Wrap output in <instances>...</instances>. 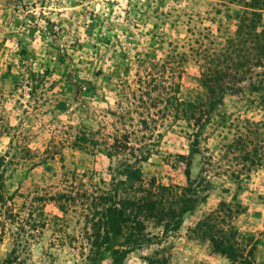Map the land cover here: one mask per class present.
Wrapping results in <instances>:
<instances>
[{
	"label": "rangeland",
	"instance_id": "374dc122",
	"mask_svg": "<svg viewBox=\"0 0 264 264\" xmlns=\"http://www.w3.org/2000/svg\"><path fill=\"white\" fill-rule=\"evenodd\" d=\"M249 2L0 0V154L7 160L0 175L5 195L13 197L11 208L0 201V264H264V89L250 92L247 79L240 93L225 92L197 145L184 120L164 114L173 109L165 98L198 87L206 54L220 57L237 29L236 13ZM151 75L152 84L144 83ZM140 91L151 99L137 109L151 107L160 133L152 137L155 153L141 165L144 179L185 185L188 170L191 179L209 182L199 190L207 196L184 214L178 229L165 235L149 220L151 243L119 263L110 253L91 263L79 209L62 214L53 202L32 203V196L59 183L63 172L108 181L110 160L71 148V127L109 125L116 119L112 112L129 106L128 97ZM132 116L133 123L141 117ZM52 143L57 153L41 162ZM253 149L261 165L247 177L244 158ZM233 171H240L238 178ZM38 204L44 227L29 218ZM221 204L239 210L223 228L227 243L238 242L242 259L191 232ZM11 209L19 218L9 217ZM19 237L27 244L18 246Z\"/></svg>",
	"mask_w": 264,
	"mask_h": 264
},
{
	"label": "trees",
	"instance_id": "16d2710c",
	"mask_svg": "<svg viewBox=\"0 0 264 264\" xmlns=\"http://www.w3.org/2000/svg\"><path fill=\"white\" fill-rule=\"evenodd\" d=\"M246 4L245 9L236 13L237 29L227 37L229 44L218 50L220 57L206 54V63L196 77L198 87L189 88L187 93H183L180 87L176 95L165 98L173 109L165 110L164 114L170 115L172 112V116L184 120L192 130L189 135L195 145L198 144L201 131L217 114L225 92L230 90L240 93L244 90L240 84L247 79L249 82L246 87L250 92L264 89V0H250ZM200 57L204 60V57ZM231 61L234 62L230 65ZM250 65L263 68V71L251 72ZM254 75L259 77L253 79ZM154 80L155 77L151 75L144 83L149 85ZM146 94H150L149 91ZM147 99L151 97L147 95ZM147 99L142 91L132 93L128 97L129 106H121L119 111L112 112L116 119L101 128H88L85 125L71 127L68 141L71 148L102 153L110 160L108 181L102 177L96 181L86 180V173L76 176L63 172L59 183L41 188L39 191L42 192L32 196V203L53 202L62 214L79 209L85 227L83 238L88 247L86 259L91 263H96L107 253H110L114 263H119L135 248L151 243L152 235L146 231L145 224L149 220L162 226L165 235L178 229L184 214L207 196L199 195V190H205L209 182L204 178L191 179L188 170L185 171V185H165L155 178L144 179L141 165L155 153L157 142L152 137L160 134L156 133L153 125L156 118H153L155 113L151 107H144V111L138 110L147 103ZM133 112L141 116L136 123H133ZM218 115L224 117L222 113ZM49 147L41 162L57 153L52 151V148L57 150L55 143ZM252 155L244 158L249 161L244 168L247 177L253 166L261 165L262 156H258L257 150L253 149ZM6 163L5 155L0 154V173ZM239 173L233 171L232 175L238 178ZM3 186L0 175V201L11 208L13 197L5 195ZM40 204L36 206L35 213H29V218L34 220V226L44 227L45 223L41 219L44 211L40 209ZM224 205H219L216 211L199 220L191 232L207 236L216 243V250L228 257L238 256L242 259L243 253L238 248V242L233 239L227 243L223 228L225 220L232 219L239 210L233 211ZM8 214L11 218H19L13 209ZM20 238L18 246L27 244V239L20 241Z\"/></svg>",
	"mask_w": 264,
	"mask_h": 264
}]
</instances>
